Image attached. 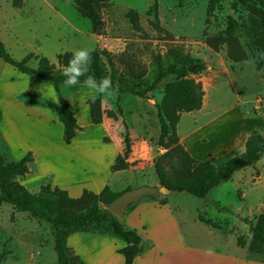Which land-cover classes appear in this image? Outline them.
<instances>
[{
	"label": "rangeland",
	"instance_id": "1",
	"mask_svg": "<svg viewBox=\"0 0 264 264\" xmlns=\"http://www.w3.org/2000/svg\"><path fill=\"white\" fill-rule=\"evenodd\" d=\"M153 2L154 0H112L102 11L103 34L95 36L90 33L89 21L77 13L72 0H21V8L13 7L12 0H0V41L16 61L32 54L46 57L52 64L57 63L59 54H73L75 50L91 48V52L98 54L99 62L108 70L107 58L101 53L104 51L123 72L122 76L129 65L146 69L145 81L148 84L155 78L158 55L164 68L177 64L181 57L198 59L206 67L202 74L196 76L204 91V106L212 102L215 110H220L232 104L239 105L248 115L264 119V110L261 109L264 107V69L258 67L261 53L256 40L260 30L258 21L234 0H216L210 11L211 0H156L159 22L157 30L152 23L153 16L147 14ZM129 10L138 14L141 31L134 30L126 18ZM228 18L237 23L236 36L247 55V59L241 63L230 62L224 46L214 52L205 44V37L225 29ZM0 63L7 69H12L1 60ZM28 66L36 68L37 60L32 58ZM130 80L126 78L124 82ZM172 80L173 76L166 77L149 93L148 101L130 94H101L104 101L101 103L103 116L112 119L116 117L114 120L119 125V134L123 132L121 120H124L129 126L130 138L140 136L149 139V153L132 161L129 173L115 178L112 184L115 192H121L127 187H152L157 183L153 170L157 145L156 141L154 143L150 140L157 139L159 135L154 106L162 97L164 84ZM20 84L26 83L20 79ZM77 85L86 87L82 83ZM61 86L63 94L75 87L64 84ZM69 98L72 96L69 95ZM117 107L122 109V117ZM263 127L264 124L260 129ZM56 133L53 126L52 136ZM132 156L131 153L128 161ZM255 182L258 187V203L253 207L248 199L243 200L242 193L253 186L250 183ZM161 197L164 196L158 198ZM169 197L172 206L181 215L188 214L195 218L200 215L204 218L205 213L212 220H227L238 224L235 213L241 211L239 214H248L245 219L250 218L249 222L254 224L257 216L264 213V159L245 169L243 173L235 174L231 180L211 190L203 199L186 193H172ZM238 207L242 208L237 210ZM239 226L242 233L236 231L238 235H229L227 245L218 243L212 247L264 260V250H249L251 237L247 235V228L241 227L240 223ZM204 229L205 226L197 223L194 236L197 241H205L207 246L209 242L205 240L207 237ZM96 239H103L100 241L105 246L103 256L107 258L106 264H123L122 258L118 256L111 261V241L107 237ZM53 240L48 223L32 219L26 213L16 212L11 206L0 207V264H57ZM237 240L242 242L243 250L235 247ZM117 241L123 243L121 240Z\"/></svg>",
	"mask_w": 264,
	"mask_h": 264
},
{
	"label": "crops",
	"instance_id": "2",
	"mask_svg": "<svg viewBox=\"0 0 264 264\" xmlns=\"http://www.w3.org/2000/svg\"><path fill=\"white\" fill-rule=\"evenodd\" d=\"M7 68L0 63V155L5 163L19 161L28 153L32 157L27 164L28 173L17 177V181L31 194H37L42 186H49L65 192L72 199L86 192L98 194L104 187L113 190L115 178L129 173L130 169L112 170L123 148L118 123L106 115L101 124L93 125L90 121L86 101L101 94L80 85L63 94L62 84L59 86V92L74 112L79 127L75 137L65 142L56 114L58 99L53 86L33 81L12 66V69ZM20 79L26 84L21 85ZM43 85L50 88L51 96L42 95L39 91ZM204 103L200 110L180 115L176 126L178 142L194 160H211L213 164L221 165L245 152L248 136L262 127L264 119L248 115L239 105L215 110L212 102L206 106ZM261 109L264 110V107ZM53 126L57 131L55 136L51 134ZM150 140L155 143L156 138ZM131 141L133 156L129 164L149 153V139L139 136L131 138ZM156 150V156L164 152L157 146ZM256 183H250L253 186L242 193L243 200L248 199L253 207L258 203ZM152 186L159 185L154 183ZM169 196L162 199L143 198L125 212L122 222L141 238L139 253L132 264H264V260L258 258L215 248L218 243H226L229 235L235 236L236 231L242 233L239 223L247 228V235L251 237L248 226L251 219H245L248 214L236 211L238 224L212 220L205 213L204 218L200 215L189 217L188 214L181 215L172 206ZM197 223L205 226L207 246L205 241L195 239L194 227ZM97 237H107L111 241V248H108L111 250V261L118 256L124 264L123 256L117 251L125 243L116 238L75 233L68 237L67 245L86 264H106L107 258L103 256L105 246L101 243L103 239L100 241ZM213 244L216 246L212 247ZM234 245L239 250L244 249L237 245V241Z\"/></svg>",
	"mask_w": 264,
	"mask_h": 264
},
{
	"label": "trees",
	"instance_id": "3",
	"mask_svg": "<svg viewBox=\"0 0 264 264\" xmlns=\"http://www.w3.org/2000/svg\"><path fill=\"white\" fill-rule=\"evenodd\" d=\"M111 1L72 0L77 13L89 21L90 33L95 36L103 34L102 11ZM234 1L258 21L260 30L256 40L261 53L258 67L264 69V58H262L264 57V0ZM215 2L216 0H211L209 11ZM12 5L15 8H20L21 0H12ZM147 14L153 16V26L159 30L156 0ZM125 16L134 30H142L138 14L134 10H129ZM237 28V23L232 18H228L225 29L213 36L205 37V44L214 52L224 46L226 57L230 62H244L247 55L236 36ZM101 53L107 58L108 70L99 62L98 54L93 51L91 52L89 71L80 77V83L84 84L83 81L87 76H94L97 82L105 77H110L113 93L117 95L130 94L148 101L149 93L154 91L158 84L168 76L174 77V80L164 84L162 97L154 106L159 126L156 145L164 151L155 158L153 163L155 178L159 186L165 187L172 193H186L203 199L223 181L230 180L237 172L253 167L264 159V127L250 133L243 154L232 157L221 165H215L211 160L196 161L179 144L176 126L180 115L200 110L203 103L204 91L201 83L196 80V76L202 74L206 69L202 61L181 57L177 64L164 68L158 55L155 78L148 84L145 81L146 69L129 65L122 76L123 72L116 67L115 61L104 51ZM72 56L73 54L68 52L59 54L56 64H52L46 57L32 54L27 55L21 61H16L10 57L4 44L0 41V59L4 63L12 66L19 73L27 75L33 81L53 86L58 99L56 114L62 125L65 142L71 141L79 130L74 112L59 92V86L64 84L65 79L62 72ZM32 58L37 60L36 68L28 66V62ZM126 78L128 80L130 78V82H124ZM101 103V96L86 101L89 107L90 121L93 125L102 123L104 111ZM117 108L121 114L120 117H122V109ZM113 119L116 117L114 116ZM121 121L123 132L120 133V137L123 148L112 166V170L115 172L129 168L128 159L132 151L128 125L124 120ZM31 160V154L28 153L19 161L5 163L0 155V207L8 205L16 212L26 213L32 219L48 223L53 234V250L57 264H86L67 245L68 237L75 233L105 235L121 240L125 246L117 252L123 256L124 264H132L139 253L141 238L105 209L117 196L131 188L127 187L121 192H115L109 187H104L98 194L86 192L75 199L69 198L65 192L56 188L52 189L49 186H42L37 194H31L17 181V177L28 173L27 164ZM248 226L251 234L249 250L255 252L264 250V213H260L254 224L249 223ZM237 245L242 246V242L237 240Z\"/></svg>",
	"mask_w": 264,
	"mask_h": 264
},
{
	"label": "clouds",
	"instance_id": "4",
	"mask_svg": "<svg viewBox=\"0 0 264 264\" xmlns=\"http://www.w3.org/2000/svg\"><path fill=\"white\" fill-rule=\"evenodd\" d=\"M91 51V48H82L73 52L72 59L62 72V75L65 77L63 81L65 86L71 87L77 85L80 83V77L84 76L89 71ZM83 83L96 93L104 95H112L113 93V85L110 77H105L97 82L94 76H87ZM44 85L39 91L42 95L51 96L50 88H46Z\"/></svg>",
	"mask_w": 264,
	"mask_h": 264
},
{
	"label": "water",
	"instance_id": "5",
	"mask_svg": "<svg viewBox=\"0 0 264 264\" xmlns=\"http://www.w3.org/2000/svg\"><path fill=\"white\" fill-rule=\"evenodd\" d=\"M172 192L162 186H141L137 189L124 191L117 196L105 209L118 219L124 217L125 210L143 198L167 196Z\"/></svg>",
	"mask_w": 264,
	"mask_h": 264
}]
</instances>
